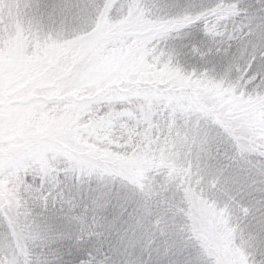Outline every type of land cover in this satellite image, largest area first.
Segmentation results:
<instances>
[{
	"label": "snow or ice",
	"instance_id": "6c2138e0",
	"mask_svg": "<svg viewBox=\"0 0 264 264\" xmlns=\"http://www.w3.org/2000/svg\"><path fill=\"white\" fill-rule=\"evenodd\" d=\"M0 264H264V0H0Z\"/></svg>",
	"mask_w": 264,
	"mask_h": 264
}]
</instances>
